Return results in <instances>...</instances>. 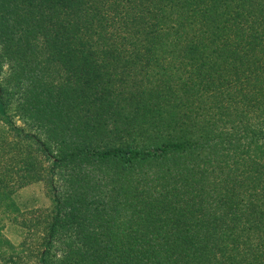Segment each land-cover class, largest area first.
Returning <instances> with one entry per match:
<instances>
[{
  "label": "trees",
  "instance_id": "trees-1",
  "mask_svg": "<svg viewBox=\"0 0 264 264\" xmlns=\"http://www.w3.org/2000/svg\"><path fill=\"white\" fill-rule=\"evenodd\" d=\"M0 264H264V0H0Z\"/></svg>",
  "mask_w": 264,
  "mask_h": 264
},
{
  "label": "rangeland",
  "instance_id": "rangeland-1",
  "mask_svg": "<svg viewBox=\"0 0 264 264\" xmlns=\"http://www.w3.org/2000/svg\"><path fill=\"white\" fill-rule=\"evenodd\" d=\"M20 199L22 203L26 204L28 208H42L50 207L52 200L47 196V192L42 184H32L26 187L20 192ZM8 236L14 242L17 241V237L13 231L8 233Z\"/></svg>",
  "mask_w": 264,
  "mask_h": 264
}]
</instances>
